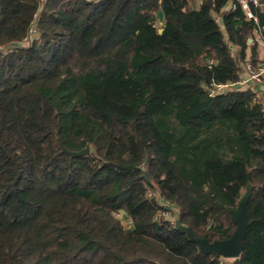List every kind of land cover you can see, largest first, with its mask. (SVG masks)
Wrapping results in <instances>:
<instances>
[{"label":"trees","instance_id":"obj_1","mask_svg":"<svg viewBox=\"0 0 264 264\" xmlns=\"http://www.w3.org/2000/svg\"><path fill=\"white\" fill-rule=\"evenodd\" d=\"M246 1L0 0V264H264L262 86L216 90L264 77ZM248 186L231 261L157 216L227 239Z\"/></svg>","mask_w":264,"mask_h":264},{"label":"water","instance_id":"obj_2","mask_svg":"<svg viewBox=\"0 0 264 264\" xmlns=\"http://www.w3.org/2000/svg\"><path fill=\"white\" fill-rule=\"evenodd\" d=\"M157 18L159 20V24H162L163 21V15L161 11L157 12ZM163 32V29L160 28L158 30V33L161 34ZM248 43H251V40H248ZM209 94H211V91H208ZM64 153L71 157H77L84 154H87L89 149L86 147L84 150L79 152H73V151H67L66 149H62ZM251 196V187L248 186L244 192V194L239 199L237 206L235 209H229L228 213L230 215V219L235 225L234 230L232 231L231 235L227 239L223 240H214L212 242H209L206 239H199L193 237L191 231L189 228L184 227L181 225L178 217L176 218L174 227L175 229L181 230L185 232L190 241L193 242L197 248L198 251L202 254H215L220 259H237L243 250V241L247 234L248 228L253 223V220H250L247 214V202L248 199ZM121 214H123V211H120Z\"/></svg>","mask_w":264,"mask_h":264},{"label":"built area","instance_id":"obj_3","mask_svg":"<svg viewBox=\"0 0 264 264\" xmlns=\"http://www.w3.org/2000/svg\"><path fill=\"white\" fill-rule=\"evenodd\" d=\"M250 2L252 3L253 6L258 7L259 4V0H250ZM239 3L241 5V8L245 11L246 16L248 19H253L254 21L256 20L253 13L251 12L250 8H249V4L248 1L246 0H239ZM256 34L259 36V40H256V42L260 43L261 45H263L264 40L262 39L261 35L259 32H256ZM36 37V31L34 29H31L30 32V36L29 38H33ZM26 39L27 41L29 40ZM258 43V44H259ZM249 83H253L255 85H259L264 87V77H263V72L262 70L260 71H255L253 70L249 65L246 67V75L244 78H241L238 82L236 83H232V84H226V85H218L216 87V90L218 91H225V90H231L234 89L236 87H241L244 85H247ZM152 193L149 192V195H151ZM162 206L166 207L163 211H161L157 216L160 220L162 221H167L169 223H171L172 225L175 224L176 218H173V213L170 211V206L168 203H163L160 202Z\"/></svg>","mask_w":264,"mask_h":264},{"label":"crops","instance_id":"obj_4","mask_svg":"<svg viewBox=\"0 0 264 264\" xmlns=\"http://www.w3.org/2000/svg\"><path fill=\"white\" fill-rule=\"evenodd\" d=\"M231 5H228L225 10H228L230 8ZM255 40H259V36L255 33L254 34ZM259 43V42H258ZM259 48H258V59L259 61L263 62L262 64L264 65V42L263 45H261L260 43L258 44ZM246 75V72L243 73L242 78H244ZM241 89L245 90V89H249V88H255V85L253 83H249L247 85L241 86ZM261 91L263 92V96H264V88L261 87Z\"/></svg>","mask_w":264,"mask_h":264},{"label":"rangeland","instance_id":"obj_5","mask_svg":"<svg viewBox=\"0 0 264 264\" xmlns=\"http://www.w3.org/2000/svg\"><path fill=\"white\" fill-rule=\"evenodd\" d=\"M217 20H218V18H217ZM29 41H26V43H28ZM170 211L173 213L172 215H173V218H176L177 217V209L176 208H174V207H172V206H170ZM119 217H122V214L120 213V215H119ZM226 261H231L230 259L228 260V259H222V262H226Z\"/></svg>","mask_w":264,"mask_h":264}]
</instances>
